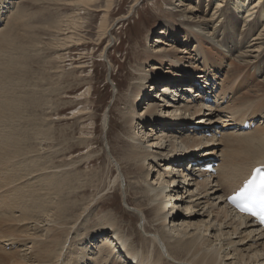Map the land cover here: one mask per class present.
<instances>
[{
	"label": "bare ground",
	"instance_id": "obj_1",
	"mask_svg": "<svg viewBox=\"0 0 264 264\" xmlns=\"http://www.w3.org/2000/svg\"><path fill=\"white\" fill-rule=\"evenodd\" d=\"M93 1L67 4L83 8L82 4L88 6ZM172 1L166 0L169 4ZM191 1L179 0L172 12L182 17L183 26L196 28V33L188 35L192 43L186 38V45H194L188 49L192 52L183 57L186 50L173 47L179 28L165 21L160 37L154 39L156 44L164 45L163 39H170V43L149 47L146 61L157 64L140 63L125 98H121V127L124 133L132 134L125 158L141 182L144 201L131 209L139 213L143 235L137 230L129 235L111 212L97 214V229L86 235L82 226L94 216L93 204L100 194L77 208L73 193L82 185L76 186L73 174L78 161H67L70 144L63 148L64 142L55 140L52 128L60 110L74 102L70 100V81L66 71L43 74L35 70L47 50L59 51L54 61L62 62L61 51L81 43L74 42L71 31L77 23L65 18L47 29L54 41L50 46L43 43V33L29 25L30 18L18 3L5 24L15 2L0 0V232L15 231L9 236L6 233V239L0 236L4 238L0 239V264H264V230L226 203L227 195L241 185L252 168L264 165V79L255 81L248 72L250 63L264 68V0H216L208 14ZM229 5L231 12L227 11ZM234 11L242 13V25L246 26L237 42L242 50L229 63L231 67L217 88L214 81L223 65L206 55L199 37L213 41L215 30L217 34L227 28L225 23L236 31ZM105 26L103 20L102 30L109 33ZM200 62L199 70L193 68ZM163 65L170 71L165 72ZM243 85L255 87L254 93H241ZM208 96L214 97L213 103L204 100ZM156 98L165 102L161 104ZM143 101H147V108L137 112ZM83 113L70 110L72 118ZM199 116L203 117L195 120ZM244 120L254 127L242 130ZM102 123L107 129V113ZM141 123L142 128H154L140 129ZM106 147L110 154V146ZM192 154L194 158L187 160ZM111 158L117 170L112 183L118 186V182L123 184L122 160ZM199 159L207 162L197 163ZM191 160L196 164L191 165ZM213 160L219 162L215 174L200 171V166ZM7 246L15 248L14 253L5 251Z\"/></svg>",
	"mask_w": 264,
	"mask_h": 264
},
{
	"label": "rangeland",
	"instance_id": "obj_2",
	"mask_svg": "<svg viewBox=\"0 0 264 264\" xmlns=\"http://www.w3.org/2000/svg\"><path fill=\"white\" fill-rule=\"evenodd\" d=\"M9 1L15 2L16 6L14 5L12 9L10 8L11 10L4 23L6 24L7 19L10 18L11 11L16 10L18 3L19 7L21 6L20 9L23 8L30 18L29 25L34 26L38 33H43L41 34L44 35L42 39L43 43H49L48 45L50 46L54 45V41L52 42L53 38L50 36V32H48L47 29L53 28V24L56 25L66 19H72L77 23L75 28L71 31H73L75 38L73 39L74 42L77 43L79 40V43H81L79 45H71L64 51H61L62 55H64L62 62L54 61L59 51H54L52 49L47 50L43 54L42 62L36 64L35 70L43 74L51 70H53V72L66 71L65 76L70 81L68 82L72 88L70 100L74 102L64 110H60L62 113L58 115L59 119L53 121L52 128L55 140L61 144L64 142L62 147L68 148L70 144L68 149L71 150H69L66 156L70 159H67V161L70 162L74 160L75 163L78 161L74 168L73 177H75L73 182L76 181V186L82 185L85 188L81 186V188H78L73 193V198H75L74 200L78 204L77 208H79L82 203L90 201L89 199L97 197L96 194H100L98 195L100 197L97 198V202L93 204L95 208L92 216H94L88 220L85 226H82L83 234H94V231L97 229L98 215L102 216L105 212H111L114 213V216L116 215L123 227L125 226L124 228L126 230L128 229L127 232L129 235L133 234L136 230V232L143 235L140 229L141 221L139 219V213L131 209V206L144 201L139 189L141 182L135 177V169L125 158L126 151L131 145L130 139L132 138V134L128 132L124 133L123 127H121L122 121L120 118V111L124 107L121 98H125L128 92L127 85L134 81L132 74L136 73L140 63L143 65L147 62V64H145L147 66L154 63L157 64L154 60L146 61L147 58L145 55H147V51L150 49L149 47L151 45L155 47H164L165 44H168L167 42L170 43V39H163L164 45H162V43L156 44L154 39L155 37L158 38V32H160L161 29L163 30L165 21L179 28L177 30V32L180 33L179 38L177 39L178 41L176 40V42L173 43V47L177 50L185 49L186 51L184 50L183 57H187L186 55L192 52L188 49L192 48L194 45H186V38L188 42L192 43L191 40H188V35L194 32L196 33V28H187L183 26L182 23H180L182 17L173 15L177 14L176 12L173 13L174 11L172 12V10L176 8L175 6L178 5L179 0H173L170 4L166 2V0H94L92 4L88 3V6L87 4H82L84 9L67 4V2H72L73 0H67V2L61 3H41L40 1L34 0H23V2H20L21 0ZM194 1L197 4L194 3ZM184 2H186V0H184ZM191 2L192 4L198 5V7L202 9V12H204V9H207L206 13L208 14V8L211 12V8L215 5L214 2H216V0H203L202 3H198L201 2L199 0H192ZM206 4H209V6ZM183 7L184 6H182V8ZM178 8L181 7H177V9ZM227 11H233L230 9V5ZM202 12L199 11L200 17H202ZM234 13L237 19L235 22L236 31L230 30L229 24L225 23V25H223L227 28L221 29V31L219 29L217 34L216 29L213 34V36L216 37L213 38V41L210 38L208 39V37L206 39L204 35L199 37L203 41L201 43L202 50L206 55H211L216 62L222 63L223 65L221 67V73H219L215 79V84L218 86L217 88L220 87V83L222 84L221 80L225 71L231 67L229 63H232L241 52L239 50H242L237 42H240L242 38L241 32L246 26L244 27L242 25L244 20L242 13L239 14L237 11H234ZM103 20H105V27L109 28V33L102 30L104 29L101 27V22ZM250 22L251 19L248 20V23ZM218 24H220V22H218L217 25ZM250 24H252V22ZM78 26L79 28H76ZM207 29L212 32L210 27H207ZM152 33L156 35L154 36ZM216 38L218 40H216ZM193 65L196 66L193 67L195 69L201 68V62ZM248 66H250L248 72L254 77L255 81L264 79V68H254L252 67L253 63H250ZM162 69L165 72L170 71L168 65H163ZM192 70L193 69H190L186 72H191ZM244 70H246V68ZM68 83L62 85L59 82L62 86ZM253 88H248V86L245 87L243 85L240 91L241 93L249 92L252 94L254 93ZM154 92L155 91H153V93ZM156 94L155 92V95ZM152 98H154V94ZM184 98L186 97L184 96ZM158 100L161 104L165 102L161 101L165 100L163 97L161 100L155 99V101ZM209 101H212V99ZM61 102L64 103V100ZM146 103L147 101H143L137 108V112L146 109ZM227 104H230V102H227ZM71 108L77 112L82 111L84 113L80 114L82 116L72 118L70 114ZM162 108L163 106H161V109ZM105 113L109 115V128L107 127V129H104L102 123ZM76 115L77 113L75 116ZM202 117L203 116L195 117V120L198 118L200 120ZM139 127L140 129L142 128V123ZM143 128L147 131H152L151 128H154V126L146 125L143 126ZM156 129L153 130L154 133H157L158 129ZM224 131L227 132L228 130L225 129ZM62 136L64 138L66 137L69 143H66ZM144 137H147V135ZM106 144L110 146L109 150L113 158L118 162L122 160V163L119 162L121 169H125L124 171L122 169L121 172L123 184L118 182V186L116 183L114 185L112 183L114 177L117 175V170L111 160V155L108 153ZM195 153L199 154L197 151ZM122 158H124V161ZM77 178L81 180L79 183L77 182ZM123 189H126L125 191L128 190V194L124 195L125 191L123 192ZM149 218L151 219L150 216ZM13 232H6L7 236L14 234ZM6 233L3 235V233L1 234L0 232V236H5L4 238L6 239ZM3 242H1V245ZM5 248V251L14 253L15 248L14 250L10 246Z\"/></svg>",
	"mask_w": 264,
	"mask_h": 264
},
{
	"label": "snow or ice",
	"instance_id": "obj_3",
	"mask_svg": "<svg viewBox=\"0 0 264 264\" xmlns=\"http://www.w3.org/2000/svg\"><path fill=\"white\" fill-rule=\"evenodd\" d=\"M242 198L248 200L245 210L264 222V174H261L259 169L246 182L241 191L232 197L234 202Z\"/></svg>",
	"mask_w": 264,
	"mask_h": 264
},
{
	"label": "water",
	"instance_id": "obj_4",
	"mask_svg": "<svg viewBox=\"0 0 264 264\" xmlns=\"http://www.w3.org/2000/svg\"><path fill=\"white\" fill-rule=\"evenodd\" d=\"M106 150H107V148H106Z\"/></svg>",
	"mask_w": 264,
	"mask_h": 264
}]
</instances>
